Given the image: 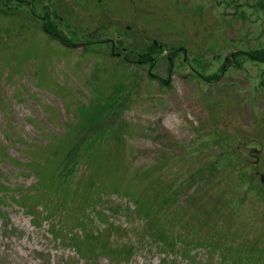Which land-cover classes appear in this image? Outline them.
Segmentation results:
<instances>
[{"label": "rangeland", "instance_id": "obj_1", "mask_svg": "<svg viewBox=\"0 0 264 264\" xmlns=\"http://www.w3.org/2000/svg\"><path fill=\"white\" fill-rule=\"evenodd\" d=\"M253 50L264 0H0V264H264Z\"/></svg>", "mask_w": 264, "mask_h": 264}, {"label": "trees", "instance_id": "obj_2", "mask_svg": "<svg viewBox=\"0 0 264 264\" xmlns=\"http://www.w3.org/2000/svg\"><path fill=\"white\" fill-rule=\"evenodd\" d=\"M249 55V58H251V59H254V60H262L263 58H264V53L262 52H253V53H249L248 54ZM145 59H147V57L145 58ZM165 85V84H164ZM209 169H213V166L211 165L210 166V168ZM240 198H241V203H243V201H242V195L240 196ZM239 198H237V200H238ZM219 200L221 201V203L219 204V206H216V207H218V208H221V207H227V202L229 201V200H227L222 194H221V196H219ZM135 205V204H134ZM135 209L137 210L138 209V211H142L141 209L139 210V207L137 206V203H136V205H135ZM138 211H137V214H138ZM132 212L134 213V212H136V211H128V215H130V214H132ZM152 213V212H151ZM150 213V214H151ZM150 214L149 215H147L146 216V218L147 219H149L148 218V216H150ZM228 221V220H227ZM217 229H214L213 231H216ZM157 240V239H156ZM181 240V239H180ZM160 242H162V245L163 246H168V248H172V246L173 245H175V242H173V243H169V240H168V238L167 237H164L163 239H161V240H159ZM198 245H207L209 248H210V246H212V247H215V246H217L218 244H217V241L215 242H209L208 244L206 243V242H204V244H198ZM219 247H221L220 245H218ZM224 250L226 249V248H223Z\"/></svg>", "mask_w": 264, "mask_h": 264}, {"label": "flooded vegetation", "instance_id": "obj_3", "mask_svg": "<svg viewBox=\"0 0 264 264\" xmlns=\"http://www.w3.org/2000/svg\"><path fill=\"white\" fill-rule=\"evenodd\" d=\"M42 0H39V3H41Z\"/></svg>", "mask_w": 264, "mask_h": 264}]
</instances>
